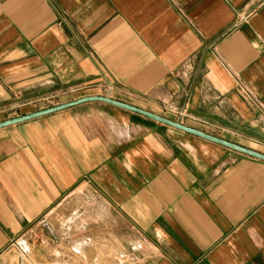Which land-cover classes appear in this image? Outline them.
Instances as JSON below:
<instances>
[{"label": "crops", "instance_id": "crops-1", "mask_svg": "<svg viewBox=\"0 0 264 264\" xmlns=\"http://www.w3.org/2000/svg\"><path fill=\"white\" fill-rule=\"evenodd\" d=\"M88 97L264 154V0H0V123ZM41 222L59 250L264 264V161L84 103L0 129V264Z\"/></svg>", "mask_w": 264, "mask_h": 264}, {"label": "rangeland", "instance_id": "rangeland-1", "mask_svg": "<svg viewBox=\"0 0 264 264\" xmlns=\"http://www.w3.org/2000/svg\"><path fill=\"white\" fill-rule=\"evenodd\" d=\"M77 231V236L72 240L74 242L70 245L67 242L59 250L51 244L47 224L41 222L38 228L24 239L23 248L30 254L29 264H137V261L132 259L131 252L123 251L115 242L91 244L84 238L83 229ZM59 254L75 255V259L71 262L55 260V256L58 257Z\"/></svg>", "mask_w": 264, "mask_h": 264}, {"label": "water", "instance_id": "water-1", "mask_svg": "<svg viewBox=\"0 0 264 264\" xmlns=\"http://www.w3.org/2000/svg\"><path fill=\"white\" fill-rule=\"evenodd\" d=\"M88 102H104V103H108V104L117 106L119 108L125 109L127 111L139 114V115H141L143 117H146L148 119L156 121L158 123H161V124L167 125L169 127L175 128L177 130L183 131V132H185L187 134H191V135L200 137V138H202L204 140L210 141V142L215 143L217 145L226 147V148L231 149L233 151H236V152H239V153H242V154H245V155L251 156L253 158H256V159L264 161V154H261L259 152L254 151V150H250V149L238 146V145L233 144L231 142H228L226 140H223V139H220L218 137L209 135V134H207L205 132H202V131L196 130L194 128L185 126V125H183L181 123H178V122H175V121H172V120H168V119L160 117V116H156V115H154L152 113L146 112V111L141 110L139 108H136L134 106H130L128 104H125V103H122V102H119V101H115V100H112V99L106 98V97L82 98V99H79V100H76V101H73V102H69V103H66V104L59 105V106H55V107H51V108H48V109L40 110V111L31 113V114H28V115H24V116H21V117H18V118H14V119H11V120H7V121H4V122H1L0 123V129L7 128V127H10V126L19 125V124H22V123H26V122H29V121H32V120H35V119H38V118H41V117L52 115V114H55V113H58V112H61V111H64V110L79 106V105L84 104V103H88Z\"/></svg>", "mask_w": 264, "mask_h": 264}, {"label": "built area", "instance_id": "built-area-1", "mask_svg": "<svg viewBox=\"0 0 264 264\" xmlns=\"http://www.w3.org/2000/svg\"><path fill=\"white\" fill-rule=\"evenodd\" d=\"M241 89L245 92H247L248 94V91L244 88V86H241ZM185 114V112H179V115L183 116Z\"/></svg>", "mask_w": 264, "mask_h": 264}]
</instances>
